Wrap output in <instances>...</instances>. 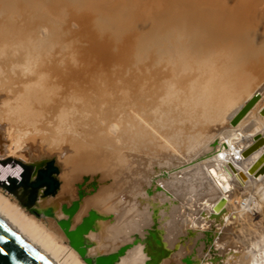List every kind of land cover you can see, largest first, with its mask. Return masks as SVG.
I'll use <instances>...</instances> for the list:
<instances>
[{
  "label": "bare ground",
  "instance_id": "1",
  "mask_svg": "<svg viewBox=\"0 0 264 264\" xmlns=\"http://www.w3.org/2000/svg\"><path fill=\"white\" fill-rule=\"evenodd\" d=\"M143 1L0 0V181L22 180L9 158L34 165V177L54 159L61 183L56 197L39 199L41 216L0 185V218L53 264H87L60 227L61 206L84 192L72 228L91 210L109 218L87 236L96 257L150 236L152 198L169 212L164 264H185V254L194 264H264V173H248L264 144L243 156L264 135V4L247 16L259 8L242 0ZM70 10L97 13V29L115 42L133 34L122 49L128 78L95 74L81 86L82 70L67 68L77 50L59 27ZM152 180L163 189L149 197ZM145 244L118 264H146Z\"/></svg>",
  "mask_w": 264,
  "mask_h": 264
},
{
  "label": "water",
  "instance_id": "2",
  "mask_svg": "<svg viewBox=\"0 0 264 264\" xmlns=\"http://www.w3.org/2000/svg\"><path fill=\"white\" fill-rule=\"evenodd\" d=\"M260 96V94H257L254 100L250 103H255L257 100H259ZM248 109L249 107L244 108L241 112L238 113L234 120L236 121L240 117L244 116L247 113ZM263 144L264 135L261 134L260 136H257L255 138L254 144L244 151L243 156H249ZM263 161L264 155L260 160L253 164L248 173L255 174L256 176L263 174L264 168H259L260 164ZM8 163H11L12 165L19 163L23 166L24 174L22 175V180L14 177H9L8 181H0V185L3 186V189L8 194L13 195V197L19 200L21 205L26 207L28 211L33 212L37 216H41L35 210L39 199L56 197L61 186V183L57 178V176L60 174V169L56 165V161L54 159L47 161L42 168L38 169L36 177H34V165L24 164L19 160L11 158L3 161V164L5 166ZM240 175H242V177H246V174L244 172H240ZM88 181L89 177H85L83 184L79 185L80 189L84 188ZM92 183L93 185H95L97 182L96 180H94ZM161 189H163V186L159 185L157 181L152 180L151 186L147 189V194L149 197H152L156 191H160ZM20 192L24 193V201L20 199ZM84 194V192H79L78 198L74 200L70 205L63 204L61 206V210L66 218L59 220V224L64 234L66 235L70 246L79 253V255L85 260L87 264H118V261H120L121 257H123L131 247L137 245L139 242L147 244L145 245L148 249L147 256L149 257V260L146 262V264H164L165 260H171L173 250L170 248L171 246H167V242L165 241L164 236V227L169 224V219L166 220L165 217L168 216L169 212L166 208H164L163 205L151 204L150 202L153 200L152 198L147 200V203H149L150 205L149 209L153 212V224L151 223L150 229H147L150 236L146 240H143L142 237L137 234L135 235V240L133 243L122 245L113 253L100 254L96 257L89 256L88 250L92 248L94 244L88 241L87 236L89 235L90 231L96 229L95 224L98 221L108 220L109 218L107 216L101 215L96 210H91L88 213L89 215L83 218L82 223L72 228L73 220L80 209L82 200L85 198ZM224 202L225 199L222 200L221 204H223ZM44 215L53 218V209L49 208L44 212ZM170 219L173 221V218ZM195 234L196 233L194 232L191 233V235ZM205 235L208 236L207 239L209 241L212 239V237L210 236V232H206ZM187 249L191 252V247H189V245ZM185 255L186 256H184L183 258V262H185V264L195 263L193 262V259L190 255ZM0 264L53 263L44 258L25 237H23L19 232L14 230L10 225H8L3 219L0 218Z\"/></svg>",
  "mask_w": 264,
  "mask_h": 264
},
{
  "label": "rangeland",
  "instance_id": "3",
  "mask_svg": "<svg viewBox=\"0 0 264 264\" xmlns=\"http://www.w3.org/2000/svg\"><path fill=\"white\" fill-rule=\"evenodd\" d=\"M114 1H117V0H114ZM119 1H122V0H119ZM146 1V2H145ZM192 1V0H191ZM224 2L223 3H234L232 0H230L231 2H229L228 0H223ZM228 1V2H226ZM236 1H240V0H236ZM247 1V2H246ZM246 1H240V4L244 7V6H249L253 9V5L255 6V9L256 10L257 8H259V6L263 3L264 4V0H246ZM252 2V4H249V2ZM144 4L148 5H152L151 3L155 4V0H144L143 1ZM208 2V1H207ZM242 2V3H241ZM254 2V4H253ZM260 2V3H259ZM206 3V2H205ZM248 4V5H244V4ZM208 3H206L205 5H203V7L201 6V8L203 9H210V6L214 8L218 7H214L213 4L209 6H207ZM239 3L237 2V6L239 7L240 5H238ZM257 4V5H255ZM260 4V5H259ZM153 6V5H152ZM235 3H234V7H235ZM258 6V7H257ZM220 7V6H219ZM226 7H229V6H226ZM225 6L224 7H220L221 9L222 8H226ZM232 6H230L231 8ZM261 7V6H260ZM200 8V9H201ZM203 9V10H204ZM229 9V8H228ZM235 9V8H234ZM216 10H219V9H216ZM230 11L227 13L226 10L225 12L222 10V12L226 13L227 15H231L233 13L232 11V8L229 9ZM259 10H256L254 13L253 12H250V15H247V16H259ZM74 11V10H73ZM71 11L70 10V14L68 13L67 16L63 17L65 18L64 19V22L62 25H60V31L61 33L65 36V38L72 43V45L76 48L77 50V57H78V60L77 62H73L71 65L72 66H75V67H70L68 66L67 68H70L72 70L76 69L77 70H82L81 73L80 71H78V74H76V76H78L80 78V76L82 75L83 76V81L82 79L80 81V84L82 83L84 86L83 87H86V83L90 82V81H93L92 79H94V75L95 74H102V75H105L106 77H114V78H117L119 76L121 77H124L125 75V78L129 77L131 74H128L129 76H127V73H128V67H127V62L125 61L126 59L128 61H130L127 57L124 58V55L122 54V49L123 51L125 50L124 48H126L127 50L129 49V46L131 47L132 45V40H133V37L132 35L133 34H129L127 35L126 37L129 38L127 41H129L128 45H127V41H123L120 43V41H117L115 42V40L112 39V37L108 34H101V31L98 30V26H97V19H98V15L97 13L95 12H91V11H81V12H76V11ZM232 11V12H231ZM231 12V13H230ZM257 13V14H256ZM162 14V13H161ZM158 15L157 17L160 18L159 14H156ZM238 15V14H236ZM240 15V14H239ZM238 15V16H239ZM261 15V14H260ZM232 16V15H231ZM240 16H245L244 15H240ZM163 16H161L162 18ZM98 28V29H97ZM89 29V30H88ZM100 32V33H99ZM98 34V35H97ZM103 39V40H102ZM131 39V40H130ZM131 41V42H130ZM131 44V45H130ZM124 45V46H123ZM101 48H100V47ZM119 48V49H118ZM105 50V51H104ZM127 50H125L124 52H126ZM121 53V54H120ZM127 53V52H126ZM108 55V56H107ZM118 55V57H117ZM123 55V56H122ZM124 58H122V57ZM118 58V59H117ZM123 59V60H122ZM119 60V61H118ZM85 61V62H84ZM117 62V63H116ZM121 62V63H120ZM76 63V64H75ZM119 63V64H118ZM124 63V64H123ZM70 65V64H69ZM77 65V66H76ZM121 65V66H120ZM122 67V68H121ZM125 67V68H124ZM121 68V69H120ZM69 69V70H70ZM129 69L131 70V68L129 67ZM120 70L122 73H120ZM125 70V71H124ZM76 71V70H75ZM72 72V75L74 77L75 74L74 72ZM86 71V72H85ZM119 71V72H118ZM77 72V71H76ZM81 73V75L79 76V74ZM85 72V73H84ZM118 72V73H117ZM118 75H117V74ZM131 73V72H130ZM119 74H122V75H119ZM109 75V76H108ZM113 75V76H112ZM264 75V74H263ZM89 78V79H88ZM91 78V80H90ZM90 81H88V80ZM112 79V78H111ZM86 80V81H85ZM86 82V83H85ZM85 83V84H84ZM87 83V84H88ZM92 83V82H90ZM89 83V85H90ZM81 84V86H82ZM264 84V83H263ZM88 85V86H89ZM100 179V178H99ZM92 191H93V188H91ZM90 189V191H91ZM5 191V190H4ZM87 191H89L87 189ZM15 198V197H14ZM16 199V198H15ZM16 201L21 205L20 201L16 199ZM245 201H243V205H245ZM22 206V205H21ZM23 208L26 209V207L22 206ZM27 210V209H26ZM253 217L256 218L254 219L255 221H260L261 218L257 215H255L256 213H253ZM260 219V220H259ZM232 227H235L234 225ZM231 228V227H229ZM232 233H234V231H231ZM211 260H212V257H211ZM218 264V262H217Z\"/></svg>",
  "mask_w": 264,
  "mask_h": 264
},
{
  "label": "flooded vegetation",
  "instance_id": "4",
  "mask_svg": "<svg viewBox=\"0 0 264 264\" xmlns=\"http://www.w3.org/2000/svg\"><path fill=\"white\" fill-rule=\"evenodd\" d=\"M19 196H20V199H22V201H24V199H25V198H24V197H25V196H24V193H23V192H20V193H19Z\"/></svg>",
  "mask_w": 264,
  "mask_h": 264
}]
</instances>
